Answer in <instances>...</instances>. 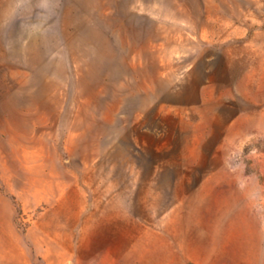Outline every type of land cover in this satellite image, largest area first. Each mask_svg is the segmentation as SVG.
<instances>
[{
  "label": "rangeland",
  "instance_id": "374dc122",
  "mask_svg": "<svg viewBox=\"0 0 264 264\" xmlns=\"http://www.w3.org/2000/svg\"><path fill=\"white\" fill-rule=\"evenodd\" d=\"M77 211L60 264H264V0H0V264Z\"/></svg>",
  "mask_w": 264,
  "mask_h": 264
},
{
  "label": "crops",
  "instance_id": "0c3cea01",
  "mask_svg": "<svg viewBox=\"0 0 264 264\" xmlns=\"http://www.w3.org/2000/svg\"><path fill=\"white\" fill-rule=\"evenodd\" d=\"M45 218H47V216L43 217L44 219V223H42L43 225L46 223ZM73 219L74 220L70 224L65 222L56 223L54 228L55 229L57 228L58 230L57 233L55 232L48 233L45 228L46 226H44L45 236L43 239V244H47L51 246L52 252L55 251L51 254L54 257V259L58 261L59 264L60 261L66 262L68 259H70V257H73L75 252L77 253L78 248H80L79 246H75L73 244V230L76 225L82 223L81 212L77 211Z\"/></svg>",
  "mask_w": 264,
  "mask_h": 264
}]
</instances>
